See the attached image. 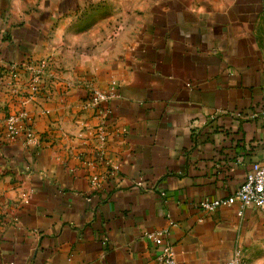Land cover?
<instances>
[{"label":"crops","instance_id":"obj_1","mask_svg":"<svg viewBox=\"0 0 264 264\" xmlns=\"http://www.w3.org/2000/svg\"><path fill=\"white\" fill-rule=\"evenodd\" d=\"M263 162L264 0H0V264H160L168 228L176 264H264L260 209L200 208Z\"/></svg>","mask_w":264,"mask_h":264},{"label":"built area","instance_id":"obj_2","mask_svg":"<svg viewBox=\"0 0 264 264\" xmlns=\"http://www.w3.org/2000/svg\"><path fill=\"white\" fill-rule=\"evenodd\" d=\"M13 67L14 71L18 68V66ZM47 68V62H41L38 66L31 68L33 71V80L31 84V91L33 94L39 92V79ZM114 85L113 83L109 92H102L95 88L88 89L89 106L97 110L98 116L103 120L99 132V140L102 147L105 144L107 136L103 124H105V120L110 113L107 104L116 96ZM5 128V140L9 144L22 143L24 147H37L41 143L40 137L32 129V118L26 111L9 115L5 122ZM114 170L117 171L118 167H114ZM92 184L95 187L99 186V178L94 177L92 179ZM138 186H142V183L138 184ZM28 200L26 202H28ZM234 204L239 205L240 215H242L246 209L257 208L262 211L264 219V162L257 165L256 168L246 176L242 186L233 196L202 202L200 208L203 212L210 214ZM173 225L174 223L171 222L170 226ZM169 234V228L144 233V238L153 246L160 249V253L157 257L160 264H176V252L168 240ZM104 244L106 245L107 243L105 242ZM228 264H242L241 252L239 250L235 251L233 258L228 261Z\"/></svg>","mask_w":264,"mask_h":264}]
</instances>
